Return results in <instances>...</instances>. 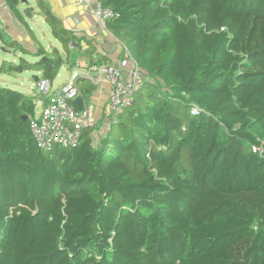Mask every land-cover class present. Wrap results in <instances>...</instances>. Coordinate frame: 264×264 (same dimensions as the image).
I'll return each mask as SVG.
<instances>
[{"label":"trees","instance_id":"trees-1","mask_svg":"<svg viewBox=\"0 0 264 264\" xmlns=\"http://www.w3.org/2000/svg\"><path fill=\"white\" fill-rule=\"evenodd\" d=\"M0 1L31 35L34 8ZM99 2L146 82L101 136L49 151L34 99L0 84V264H264V0ZM35 5L64 56L0 30V77L53 84L91 42Z\"/></svg>","mask_w":264,"mask_h":264},{"label":"built area","instance_id":"built-area-1","mask_svg":"<svg viewBox=\"0 0 264 264\" xmlns=\"http://www.w3.org/2000/svg\"><path fill=\"white\" fill-rule=\"evenodd\" d=\"M71 3L88 12L98 26L105 32L106 23L112 18L113 12L101 5L99 0H70ZM107 33V32H106ZM125 50V48L123 47ZM127 53V51L125 50ZM128 64L117 65L105 62L96 69L95 84L100 82L108 87V107L111 118L115 119L131 106L134 93L144 86L146 79L127 53ZM54 88L47 81L37 80L35 86L40 95L46 99L38 118L29 122V129L36 146L49 151L54 145L67 148L76 144L83 128L96 125L94 106L82 100V109L78 111L74 101L81 98L75 80ZM196 108L193 109V113Z\"/></svg>","mask_w":264,"mask_h":264},{"label":"crops","instance_id":"crops-1","mask_svg":"<svg viewBox=\"0 0 264 264\" xmlns=\"http://www.w3.org/2000/svg\"><path fill=\"white\" fill-rule=\"evenodd\" d=\"M26 1L28 2V0ZM44 1L50 7L52 14L61 22L62 26L66 30L72 32L73 35L76 37H83L87 41L91 42V45L89 47L81 43V49L78 50L77 55L78 60H74L73 58L74 49L71 51V57L68 61V65H65V78L63 82L56 88L69 82L72 73L76 74V78L79 77L87 79L90 83H92L90 79L96 81L97 68H89V61L90 58L91 61H95V56L98 54L105 57L106 60L109 62L115 63L117 65L119 64L127 66L129 62L127 59V53L123 49V46L119 42H117L112 36L106 33L103 29H101L94 20V18L91 16V14L86 11H83L80 8L75 7L70 0ZM28 6L34 8L32 18L26 19V22L31 31V35H28L23 26L13 17L12 13L7 8L5 3L0 1V30L5 35V38L15 40L21 43L25 47L29 48L31 51H33L38 45L43 47V44L41 43L40 39H43L48 43V48H55V44H59L56 40L51 37L49 28L44 24L43 19L39 15V12L35 5V0H30L28 4H24L21 0H19L17 9L19 12L22 13L23 10ZM43 26H45L48 30L49 36L52 38V41L48 38V35L45 34V28ZM87 51H90L89 55L86 54ZM72 62H74V65L71 67L70 64ZM61 69L59 70V73ZM28 74L32 75V81H34V76L38 77V74L35 73ZM93 85L95 87V90L89 99V103L94 106L96 125L93 137L96 139L105 132L109 124V119L111 118V113L108 107L107 85L102 82L98 84L95 82V84Z\"/></svg>","mask_w":264,"mask_h":264},{"label":"rangeland","instance_id":"rangeland-1","mask_svg":"<svg viewBox=\"0 0 264 264\" xmlns=\"http://www.w3.org/2000/svg\"><path fill=\"white\" fill-rule=\"evenodd\" d=\"M30 0H28L29 2ZM24 7V6H21ZM45 28L44 32L46 35H48V38L51 39L52 38L49 36L48 30L46 29L45 26H43ZM36 31V30H35ZM41 43L43 44V47L46 48L47 50H50V48H48V43L46 41H44L43 39H40ZM55 48H57L61 55L63 54V50L60 48L59 45L55 44ZM64 55V54H63ZM8 59V58H6ZM66 75V67L64 66L60 73L59 76L55 79L54 83H53V87L56 88L58 85H60ZM72 79H76V74L72 73L71 75V81ZM73 80V81H74ZM0 84L1 85H5L7 88H10L12 90H16L19 91L29 97H32L34 99V104H35V108H34V117L38 118L41 110H42V105L43 103L41 101H39V97H40V93L38 91V89L35 86V82L32 81V75L25 73L22 75H18V76H2L0 77Z\"/></svg>","mask_w":264,"mask_h":264},{"label":"water","instance_id":"water-1","mask_svg":"<svg viewBox=\"0 0 264 264\" xmlns=\"http://www.w3.org/2000/svg\"><path fill=\"white\" fill-rule=\"evenodd\" d=\"M15 2H16V0H14ZM22 1V3H26V0H21ZM33 79H34V81L36 82L37 81V77H33ZM74 104L77 106V109H78V111H81V109H82V100H81V98H77L75 101H74ZM25 116H23L22 117V119H24L25 120Z\"/></svg>","mask_w":264,"mask_h":264}]
</instances>
